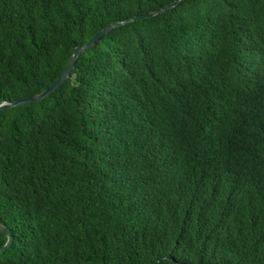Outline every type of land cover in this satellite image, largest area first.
I'll return each instance as SVG.
<instances>
[{"label":"trees","instance_id":"16d2710c","mask_svg":"<svg viewBox=\"0 0 264 264\" xmlns=\"http://www.w3.org/2000/svg\"><path fill=\"white\" fill-rule=\"evenodd\" d=\"M173 1L0 0V101ZM0 223V264H264V0L120 26L1 112Z\"/></svg>","mask_w":264,"mask_h":264},{"label":"water","instance_id":"95a60500","mask_svg":"<svg viewBox=\"0 0 264 264\" xmlns=\"http://www.w3.org/2000/svg\"><path fill=\"white\" fill-rule=\"evenodd\" d=\"M181 1H183V0H174L173 2H171L170 4L166 5L165 7L161 8L159 10L149 12V13H145V14H141V15H137V16H134L130 19H127L124 21L114 22V23L108 25L107 27H105L104 29L99 31L87 43H85L82 46H78L75 49V51L72 54L65 70L63 71L61 76L50 87H48L47 89H45L41 93H39L35 96H31V97L26 98V99L0 101V113L7 110V109L14 108L17 106L30 105V104H34V103H38V102L42 101L45 97L49 96L54 91H56L67 80V78L70 76V74L72 73V71L74 69V65H75V62L78 59V57L82 53H84L86 50H89L93 45H95L104 35L108 34L112 30H114L120 26L126 25L132 21H136V20H140V19H144V18H149V17L156 16L158 14L164 13V12L170 10L171 8L175 7ZM0 225H3V224L0 223ZM0 233L6 235V237H7V241H6L5 245L0 247V254H1V253H4L5 250H7L11 246L14 238H13V235H12L10 229L8 227H6L5 225H3V230L0 231Z\"/></svg>","mask_w":264,"mask_h":264},{"label":"snow or ice","instance_id":"6c2138e0","mask_svg":"<svg viewBox=\"0 0 264 264\" xmlns=\"http://www.w3.org/2000/svg\"><path fill=\"white\" fill-rule=\"evenodd\" d=\"M3 230V225H0V231H2Z\"/></svg>","mask_w":264,"mask_h":264}]
</instances>
